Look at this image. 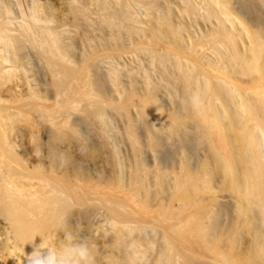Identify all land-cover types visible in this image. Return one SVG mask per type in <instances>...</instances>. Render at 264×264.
Listing matches in <instances>:
<instances>
[{
	"label": "bare ground",
	"instance_id": "1",
	"mask_svg": "<svg viewBox=\"0 0 264 264\" xmlns=\"http://www.w3.org/2000/svg\"><path fill=\"white\" fill-rule=\"evenodd\" d=\"M162 4L161 0H0V264H28L35 249L53 250L59 264H91L92 254H82L74 225L79 207L91 199L80 192L74 161L65 166L61 139L79 102H84L87 115L104 119L103 104L108 101L95 93L89 75L96 62L108 65L115 83L124 71L119 68L122 64L125 68L128 62H137V73L151 85L144 112L163 118L170 128L183 123L162 114L153 90L157 86L153 68L143 66V56L152 66L160 62L174 68L183 83L187 116L203 129L213 167L204 165L194 172L182 165L170 201L154 211L143 206L147 201L139 170L126 198L100 196L117 233L109 263L139 264L134 233L149 211L164 228L166 246L159 258L168 264H195L194 255L215 264H264V31L236 16L228 0H185L177 16L192 24L203 20L212 25L215 20L217 25L207 34L190 33L186 39L184 23L172 24L174 15L161 11ZM162 24L166 30L158 28ZM70 31L86 41L87 52L76 54L71 49L72 36L70 43L65 42L63 36ZM134 68L126 73L133 74ZM48 77L51 94L45 89ZM126 106L122 103L120 108ZM131 132L129 139L134 137ZM216 172L224 178L223 187L239 199L237 225L220 231L211 225L215 200L203 198L215 195ZM243 244L246 248L238 250ZM123 252L126 255L120 256Z\"/></svg>",
	"mask_w": 264,
	"mask_h": 264
},
{
	"label": "rangeland",
	"instance_id": "2",
	"mask_svg": "<svg viewBox=\"0 0 264 264\" xmlns=\"http://www.w3.org/2000/svg\"><path fill=\"white\" fill-rule=\"evenodd\" d=\"M184 1L161 0L164 4H162L161 11L169 10V15H174V20H171L172 24L173 21L175 24L180 22V26L184 23L181 29L183 27L182 34L186 39L190 33L202 36L203 32L207 34L212 29L211 27L217 26L215 20L212 25L210 22L208 25L203 23L205 22L203 20L197 25L196 22L192 24L189 19L177 16L180 15V9L184 8ZM228 1L236 16L252 26L253 29L264 31V0ZM56 8H59L57 4ZM160 14L162 15L163 12ZM164 27H166L165 24H162L158 28L166 30L167 27ZM70 36L75 39L71 49L76 54L89 50V45L86 41H80L75 31H70L63 36L67 44L70 43ZM163 41L166 40L163 39ZM242 46L243 44H241V48H243ZM160 53L164 55L161 50ZM208 55L212 59L216 57L215 54L209 53ZM149 59V57L143 56L146 65L143 63L142 65L147 66L146 68H153L152 78L155 79L153 85L157 84L158 86L153 89L156 93L157 105L164 116L180 119V122H183L182 126L173 123L170 128L163 118H157L144 112L145 96L151 85L148 86L145 77L137 73V65H139L137 62V64L128 62V65L126 64L128 67L125 68L122 67L125 66L122 64L119 68H123L124 71L116 83L114 82L115 77L113 78L111 74L108 75V65L96 62L89 75L94 83L95 93H99L103 99L105 98L104 101L110 103L103 101L105 103L103 104L104 119L102 118L103 121L100 122V119H94L89 114L87 115L83 112L85 104L82 103L84 102H79V106L69 116V127H65L63 139H61L60 152L66 161L65 166L70 164L71 160L74 161L81 187L80 192L86 193L91 199L79 207V214L74 218L78 244L82 248V254L87 256L92 254L91 264H110L109 259L112 255L110 248L115 240V234H117L109 223L107 209L100 204L98 199L100 196L108 193L121 199L126 198L125 194L131 184L133 174L135 170H139V175L142 176L144 183L142 192L146 193L147 201V203L142 202L143 206L150 207L154 211L159 205L170 201L174 179L181 174L182 165L186 164L194 172L200 171L204 165H208L209 168L213 167L209 163L211 162L209 143L203 137V129L193 117L187 116V110L182 103V81L173 73V67H168L166 63L160 62H157V67L152 66ZM161 64L168 69H164ZM129 66L135 67L133 74L126 73L128 68L131 69ZM138 70H140L139 67ZM168 72L173 74L169 75ZM176 73L178 72L176 71ZM51 83V78L48 77L45 80V89L49 94L53 90ZM237 97L239 96L236 94ZM122 103H127V106L121 109ZM91 109L92 107L89 108V110ZM93 110H95L94 107ZM182 116L184 117L180 118ZM132 130L133 132H131ZM129 132L135 138L130 137L132 139H129ZM48 136L46 137V141H48L46 148H50L51 138ZM223 182L224 178L220 172L213 173L212 186L215 195L204 194L203 196L205 202L210 199L215 200V205L211 207L214 210L211 221L214 231L225 230L231 224L237 225L235 219L237 214L235 213H237L236 204L239 199L234 193L228 192L227 187H223ZM88 186L89 188H87ZM94 187L97 188L94 189ZM146 215L134 233L135 238H138L137 241L139 240L138 250L141 253L138 262L139 264H168L164 259L160 260L159 258L166 246L164 228L153 221L152 216L155 213L147 211ZM67 223L69 226L72 225L71 217L67 219ZM133 226L136 228V224ZM134 235H132L133 238ZM235 237L239 239L240 235L235 233ZM238 239L235 240L236 245H240ZM245 245H241L238 250L246 248ZM123 254L126 255L123 252L120 253V256ZM194 256L197 260L195 264H215L209 258ZM179 263L182 261L180 260Z\"/></svg>",
	"mask_w": 264,
	"mask_h": 264
},
{
	"label": "clouds",
	"instance_id": "3",
	"mask_svg": "<svg viewBox=\"0 0 264 264\" xmlns=\"http://www.w3.org/2000/svg\"><path fill=\"white\" fill-rule=\"evenodd\" d=\"M28 264H59V261L56 258V253L51 249L47 251L35 249L28 257Z\"/></svg>",
	"mask_w": 264,
	"mask_h": 264
}]
</instances>
